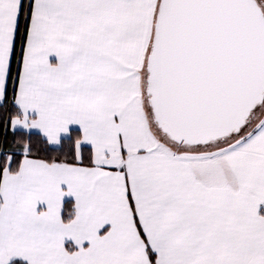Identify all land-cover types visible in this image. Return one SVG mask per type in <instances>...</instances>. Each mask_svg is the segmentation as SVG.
<instances>
[{
    "label": "snow or ice",
    "instance_id": "obj_1",
    "mask_svg": "<svg viewBox=\"0 0 264 264\" xmlns=\"http://www.w3.org/2000/svg\"><path fill=\"white\" fill-rule=\"evenodd\" d=\"M0 264H264V0H0Z\"/></svg>",
    "mask_w": 264,
    "mask_h": 264
},
{
    "label": "crops",
    "instance_id": "obj_2",
    "mask_svg": "<svg viewBox=\"0 0 264 264\" xmlns=\"http://www.w3.org/2000/svg\"><path fill=\"white\" fill-rule=\"evenodd\" d=\"M52 59H54V58H52Z\"/></svg>",
    "mask_w": 264,
    "mask_h": 264
}]
</instances>
